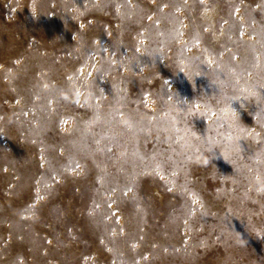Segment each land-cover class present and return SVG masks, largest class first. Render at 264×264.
<instances>
[{"label":"rangeland","instance_id":"obj_1","mask_svg":"<svg viewBox=\"0 0 264 264\" xmlns=\"http://www.w3.org/2000/svg\"><path fill=\"white\" fill-rule=\"evenodd\" d=\"M0 264H264V0H0Z\"/></svg>","mask_w":264,"mask_h":264},{"label":"clouds","instance_id":"obj_2","mask_svg":"<svg viewBox=\"0 0 264 264\" xmlns=\"http://www.w3.org/2000/svg\"><path fill=\"white\" fill-rule=\"evenodd\" d=\"M207 157H202V160L204 161V162H206L207 161Z\"/></svg>","mask_w":264,"mask_h":264}]
</instances>
